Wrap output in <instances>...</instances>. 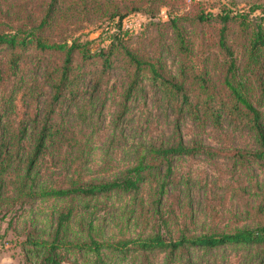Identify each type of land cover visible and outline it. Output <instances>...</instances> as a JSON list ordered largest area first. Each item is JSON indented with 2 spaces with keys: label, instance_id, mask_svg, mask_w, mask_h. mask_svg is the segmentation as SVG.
I'll return each instance as SVG.
<instances>
[{
  "label": "trees",
  "instance_id": "1",
  "mask_svg": "<svg viewBox=\"0 0 264 264\" xmlns=\"http://www.w3.org/2000/svg\"><path fill=\"white\" fill-rule=\"evenodd\" d=\"M126 1L131 11L143 2ZM171 1L150 4L158 10ZM71 2L42 0L35 17L26 0H0V210L53 203L49 225L27 232L25 255L34 253L37 264H152L157 256L175 264L190 250L234 247L247 264H264V5L174 15L165 24L176 40L172 71L157 51L139 53L117 35L97 51L77 38L50 39L46 31L74 16L69 10L90 9L120 28L117 0ZM182 23L209 27L212 41L187 43ZM95 97L113 104L116 124L137 97L145 114L150 97L170 111L171 130H147L123 166L114 164L111 136L91 168L90 135L62 109L80 103L86 110ZM148 119L147 112L146 127ZM195 157L223 165L242 192L235 227L214 215L194 228L174 163ZM111 197L123 204H107Z\"/></svg>",
  "mask_w": 264,
  "mask_h": 264
},
{
  "label": "rangeland",
  "instance_id": "2",
  "mask_svg": "<svg viewBox=\"0 0 264 264\" xmlns=\"http://www.w3.org/2000/svg\"><path fill=\"white\" fill-rule=\"evenodd\" d=\"M26 1L37 17L42 0ZM150 1L143 0L137 11H131L126 0H117L119 14L123 16L120 28L106 18L97 19V14L90 9L85 14L69 10L68 12L75 17L68 16L63 23L53 25L46 31V35L52 40L67 39L70 42L77 38L80 42L88 41L91 51L105 47L109 43V37L117 35L129 48L136 49L139 53L154 55L157 51V55L161 56L165 65L173 71L172 43H176V40L171 28L165 24L174 15L193 13L198 9L213 14H217L222 8L233 12H246L251 5H264V0H175L156 10L155 6L151 7ZM69 4H72L71 0H60L59 3L62 8ZM258 13L259 11L255 12V14ZM180 31L187 43H210L214 37L213 31L207 26H190L188 23H182ZM119 75V70L112 71L113 78ZM137 100H139L138 97ZM137 100L130 103L129 115L118 124L112 119L114 106L108 100L102 105L101 98L95 97L86 110L80 103L64 104L63 114L70 115L71 120L90 135L88 140L91 139L92 151L88 163L91 168L99 163L111 136H114L118 142V147L113 154L114 164L123 166L129 161L131 152L146 138L147 130L168 135L172 125L170 111L165 109L162 103H154L148 97L145 114L140 115L136 105ZM147 112L149 119L146 127L142 121ZM187 127L186 122L182 125V131L186 133ZM174 165L176 173L174 182H178L185 207L191 211L195 219L194 228L200 231L211 224L216 220L214 215L219 216L218 219L223 224L231 222L229 228L235 227V218H232V215L241 204L239 195L242 192L232 188V180L222 175L224 169L221 166L223 165L220 166L199 157L182 158ZM107 204L119 207L123 204V200L111 197ZM52 207L51 202L34 201L21 206L17 205L14 212L9 215H4L3 210H0V264L38 263L34 253L25 255L23 242L28 231H41L49 225ZM100 207L102 205L98 206ZM248 259L242 251L234 247H221L212 251L190 250L187 254L178 256L175 264H186L187 261L195 264H247ZM121 264H130V262L124 261ZM152 264H165V260L163 256H157Z\"/></svg>",
  "mask_w": 264,
  "mask_h": 264
}]
</instances>
